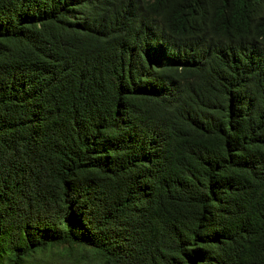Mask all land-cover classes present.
Listing matches in <instances>:
<instances>
[{
  "label": "trees",
  "instance_id": "obj_1",
  "mask_svg": "<svg viewBox=\"0 0 264 264\" xmlns=\"http://www.w3.org/2000/svg\"><path fill=\"white\" fill-rule=\"evenodd\" d=\"M0 264H264V0H0Z\"/></svg>",
  "mask_w": 264,
  "mask_h": 264
},
{
  "label": "rangeland",
  "instance_id": "obj_2",
  "mask_svg": "<svg viewBox=\"0 0 264 264\" xmlns=\"http://www.w3.org/2000/svg\"><path fill=\"white\" fill-rule=\"evenodd\" d=\"M51 257L59 259L60 254L59 253H54ZM60 259H62V258L60 257Z\"/></svg>",
  "mask_w": 264,
  "mask_h": 264
}]
</instances>
